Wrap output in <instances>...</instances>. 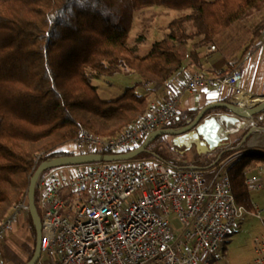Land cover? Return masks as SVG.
<instances>
[{"label":"trees","instance_id":"obj_1","mask_svg":"<svg viewBox=\"0 0 264 264\" xmlns=\"http://www.w3.org/2000/svg\"><path fill=\"white\" fill-rule=\"evenodd\" d=\"M263 5L264 0H0V223L27 197L28 184L40 164L86 154L65 147L84 132L97 138L116 137L145 113L152 88L167 83L186 61L177 47L196 39L211 43L230 27L247 22ZM154 6L179 16L168 22L167 37L138 58L127 47L133 16ZM188 58L199 67L195 51ZM121 69L137 74L138 82L115 99L101 100L86 70L111 77ZM173 128L181 127L175 124ZM165 137L154 139L141 155L163 161L152 148L167 145ZM136 147L93 154H124ZM232 154V150H220L206 166H195L208 169ZM256 162L264 164V156L242 154L227 167L234 202L249 213L255 208L245 175ZM31 227L34 245L25 262L35 246Z\"/></svg>","mask_w":264,"mask_h":264},{"label":"built area","instance_id":"obj_2","mask_svg":"<svg viewBox=\"0 0 264 264\" xmlns=\"http://www.w3.org/2000/svg\"><path fill=\"white\" fill-rule=\"evenodd\" d=\"M239 71L234 68L213 77L192 74L183 88L215 83L233 89L234 103L239 105L236 99L244 95L238 87ZM179 99L176 95L163 106L150 105L116 137L84 132L72 144L86 154L136 147L176 117ZM241 155L206 170L169 166L155 158L100 162L73 173L52 170L35 183V205L42 211L39 263L210 264L237 220L247 215L262 220L260 211L249 213L237 205L230 190L227 167ZM246 186L249 192L260 187L248 180ZM64 194L75 196L74 201L69 203ZM27 210L23 197L0 223V239ZM252 241L250 264H264V232Z\"/></svg>","mask_w":264,"mask_h":264},{"label":"crops","instance_id":"obj_3","mask_svg":"<svg viewBox=\"0 0 264 264\" xmlns=\"http://www.w3.org/2000/svg\"><path fill=\"white\" fill-rule=\"evenodd\" d=\"M247 24L251 29L252 36L250 37L249 43L243 49L232 46L236 38V30L232 27H230L232 29L229 28L224 32L227 35L222 38V43L220 44L214 42L201 44L199 39H196L186 46L177 47L186 55V61H183L182 69L163 86L153 87L150 92V105L158 107L165 105L168 102L167 100L172 99L174 96H180L175 121L173 122L172 119L168 122L166 126L171 127L168 129H172L175 124H180V127L189 124L199 111L201 112L203 108L210 105L214 106L218 104L214 109L219 110L207 115V117L211 115L229 114L224 104L234 103V90L219 86L215 83L213 85L199 87L195 90L183 88L186 83V78L192 74L213 77L225 75L231 69L238 68L240 70L239 72H241L238 87L244 91V95L251 97L249 104L264 100V5L247 19ZM191 51L197 53L199 61L198 68L193 66L189 61L188 56ZM246 122H250L249 125L245 124L241 130L232 136L233 139L228 137L229 139L225 147L210 151L204 155L215 156L220 150L229 149L234 151L235 154H252L263 157L259 153H264V113L256 115ZM171 139L173 138L170 136L166 139L171 145L185 150L189 149L183 145L177 146ZM236 140L241 141L240 148L239 146H235ZM243 140L244 142H242ZM69 151L74 152L75 150L70 149ZM194 151L193 149L191 155L197 154ZM199 155L201 156V154ZM187 166L195 165L191 164ZM75 169L77 168H68L66 171L73 173L76 172ZM245 176H247L246 180L253 182L255 186L263 185L257 189L258 191L260 190V199L253 202V205L258 211L262 212L263 210L264 212V164L260 162L253 163ZM28 233V228L19 229V226L14 224L12 231L0 239V264H20L26 261L24 260L26 255H23L24 261L20 258L21 253L18 248V241L23 239V242H26L28 239L27 236H29Z\"/></svg>","mask_w":264,"mask_h":264},{"label":"rangeland","instance_id":"obj_4","mask_svg":"<svg viewBox=\"0 0 264 264\" xmlns=\"http://www.w3.org/2000/svg\"><path fill=\"white\" fill-rule=\"evenodd\" d=\"M178 16L179 14L177 12L166 10L158 6L149 7L135 12L133 16V22L131 24L132 26L127 37V47L130 49V51H132L134 56H137L138 58H144L150 53V48L152 47V44L154 42L163 40L167 37L166 35L168 34V22H171L172 19ZM232 28L236 30V38L232 46L238 49H243L245 45L249 43L250 37L252 36V33L250 32L251 29L249 28L247 22L234 25L232 26ZM226 35L227 34L224 33L221 34L220 36L216 37L213 42L216 44L222 43V38L226 37ZM86 73L91 77V84L95 87V91H97V94L101 100H112L119 97L123 94L124 91H126V89L135 86V83L139 80L137 74L126 69H121V72L111 77L99 76L94 74L90 70H86ZM139 92L142 93L141 90H139ZM249 123L250 122H245L246 125H249ZM233 135L235 134L229 135L228 137L230 139H233ZM168 137L169 136H166L165 140L168 139ZM242 142H244V140ZM240 143V140H236L235 146H239L240 148ZM226 144L227 141L217 149L225 147ZM65 149H74L75 151H77L78 147L75 144L69 143L68 145H66ZM193 149L194 148H189L188 150H185L179 147H175L168 142L167 145H165L164 143L156 144V146L152 148V152L161 157L163 162H165L169 166L174 167H182L191 164L199 165V167H202L206 166L207 163L214 160V156H207L206 158H203L199 154L191 155ZM145 158V155H141L140 157H137L135 161L138 162L141 160H145ZM83 168L84 167H80L75 170ZM48 173L50 172H47L45 175H47ZM262 186L263 185H261L260 188ZM259 191L255 190L250 193L252 200L251 202H256L260 199ZM36 196L37 195L35 194V199ZM62 197L64 199H67L69 203H72L75 199V196L67 197V194L62 195ZM36 211L39 213V217L42 218V211L40 210L38 204ZM257 212L258 209L255 208L254 213L257 214ZM260 215L262 216V220L252 215H247L237 220L236 223L230 228L231 231L228 234L226 241H224L217 252L212 254L213 257L210 260V264H250L254 257L252 240H254L255 237L261 235L264 232L263 210ZM29 223L30 217L29 213L26 211H22V213L19 215L18 221L14 223L19 226V229H29V236H27L28 239L26 240V242H23V239H21V241H18V248L21 253L20 258L22 260L23 255H26L24 260L27 259L29 255L28 249H31L34 245V239L32 237V227ZM39 261L41 260L39 259ZM39 261H37L36 263L40 264Z\"/></svg>","mask_w":264,"mask_h":264},{"label":"water","instance_id":"obj_5","mask_svg":"<svg viewBox=\"0 0 264 264\" xmlns=\"http://www.w3.org/2000/svg\"><path fill=\"white\" fill-rule=\"evenodd\" d=\"M218 104L210 105L199 111L195 118L187 125H183L180 129H160L146 136L144 142L124 154L116 155H100V154H83L68 157H59L50 161L44 162L38 166L30 179L27 202L29 217L31 224L35 229V246L33 255L28 262L24 264H37L39 261L41 250V224L40 217L36 211L35 205V183H37L40 175L50 169L65 168L78 166L82 164H95L100 162H128L137 156L145 153L149 144L160 136H170L173 143L183 145L186 148L193 147L198 154H206L216 150L222 143L228 141V136L237 133L245 122L256 115L264 113V100L253 103L250 107H242L235 103L224 104L229 114L211 115L207 117V112L214 109ZM254 132V131H253Z\"/></svg>","mask_w":264,"mask_h":264},{"label":"bare ground","instance_id":"obj_6","mask_svg":"<svg viewBox=\"0 0 264 264\" xmlns=\"http://www.w3.org/2000/svg\"><path fill=\"white\" fill-rule=\"evenodd\" d=\"M250 98H251L250 96L242 95V96H240L239 98L236 99V102L239 105H248L250 103V101H251Z\"/></svg>","mask_w":264,"mask_h":264}]
</instances>
